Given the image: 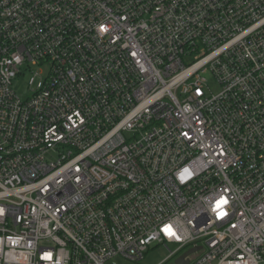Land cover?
<instances>
[{"label": "built area", "instance_id": "2783aa9c", "mask_svg": "<svg viewBox=\"0 0 264 264\" xmlns=\"http://www.w3.org/2000/svg\"><path fill=\"white\" fill-rule=\"evenodd\" d=\"M154 244L264 264V0H0V264Z\"/></svg>", "mask_w": 264, "mask_h": 264}, {"label": "rangeland", "instance_id": "374dc122", "mask_svg": "<svg viewBox=\"0 0 264 264\" xmlns=\"http://www.w3.org/2000/svg\"><path fill=\"white\" fill-rule=\"evenodd\" d=\"M30 70L42 71L43 76H46L49 71V65L48 64H45L43 66L32 65L30 67ZM30 70L25 69V67H23L22 68L23 74L15 77L13 80V89L22 99H25L30 95L28 90V79L30 76ZM208 82L212 93L213 94L217 93L219 91V86L216 84V82L214 81L211 75H208ZM167 254L168 251L164 246L154 244L145 252L144 257L141 259V261H139L138 264H157L161 260H163ZM114 261L115 264H132L121 258H116Z\"/></svg>", "mask_w": 264, "mask_h": 264}, {"label": "water", "instance_id": "95a60500", "mask_svg": "<svg viewBox=\"0 0 264 264\" xmlns=\"http://www.w3.org/2000/svg\"><path fill=\"white\" fill-rule=\"evenodd\" d=\"M195 250H196V249H190V250L186 251L183 255H181L179 258H177V259L175 260V262L172 263V264H187L188 259H185V257H186L187 255H189L190 253L194 252Z\"/></svg>", "mask_w": 264, "mask_h": 264}]
</instances>
